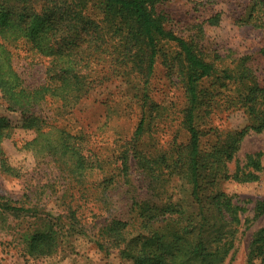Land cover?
Returning a JSON list of instances; mask_svg holds the SVG:
<instances>
[{
  "label": "trees",
  "instance_id": "trees-1",
  "mask_svg": "<svg viewBox=\"0 0 264 264\" xmlns=\"http://www.w3.org/2000/svg\"><path fill=\"white\" fill-rule=\"evenodd\" d=\"M198 1L201 5L218 2ZM161 2L163 0H0V88L7 108L21 115V123L17 124L0 117L1 169L7 175L20 176L19 170L9 162L2 142L21 128L33 131L34 136L20 141L17 146L34 156L49 157V162L53 160L60 167L68 185L63 196L74 198V190L78 188L81 197L90 198L87 196L90 177L95 174L103 177L100 186L110 187L116 175L110 163L93 148L89 135L81 129L65 126L59 115L48 110L55 102L64 110L72 111L88 96L94 88L96 65L90 61L97 58L95 51H104L110 59L117 55L121 66L116 69L117 74L133 87L136 96H141V118L133 135L118 146V174L127 175L133 161L143 174L151 177L153 188L158 190L168 171L169 176H178L184 180L183 185L189 187L190 205L184 207L180 201H173L151 207L147 200L134 199L131 203L133 218L113 220L106 226L108 232L119 239V244H124L121 254L128 264H223L234 248L240 217L232 196L218 185L225 178L253 181L259 177L262 165L257 154L249 155L246 164L238 166L233 173L229 172L227 161L238 151L248 129L264 131V87L248 83L244 96L228 99L233 106L246 109L252 119L249 127L236 131L232 144L204 148L199 117L202 111L210 113L211 101L218 94L215 89L203 88L201 82L213 80L220 89L242 84L250 72L239 74L217 64L220 56L205 57L194 40L179 36L167 26L168 17L160 9ZM219 15L214 18L218 19ZM244 19L247 24L264 26V0H253ZM19 42L28 43L41 56L50 58L39 83L28 80L14 65L9 46ZM165 45L177 48L174 58L184 65L180 66V71L187 107L183 110L182 123L188 139L154 152L143 143L152 124V120L147 122L146 111L157 109L150 101L148 84ZM148 134L153 138L152 133ZM6 199L0 194V215L7 209H24L10 208ZM255 211L256 216L264 214V198L256 203ZM50 215L38 218L54 222ZM70 218L77 222L72 208ZM132 223L140 225L136 234L129 233ZM36 232L30 235V253H52L62 230L55 229L51 223ZM247 264H264V227L253 236Z\"/></svg>",
  "mask_w": 264,
  "mask_h": 264
},
{
  "label": "rangeland",
  "instance_id": "rangeland-1",
  "mask_svg": "<svg viewBox=\"0 0 264 264\" xmlns=\"http://www.w3.org/2000/svg\"><path fill=\"white\" fill-rule=\"evenodd\" d=\"M252 1L218 0L215 4L201 5L198 0H163L160 5L168 17L167 26L179 36L194 40L205 57L213 59L217 55L221 57L217 64L228 66L239 74L250 72L242 84H230L220 89L213 80L201 82L203 88L215 89L218 94L214 98L216 101H211L210 113L202 111L199 117L201 145L207 150L232 144V135L247 129L252 122L246 109L233 106L228 99L244 96L248 83L264 87V26L242 20ZM217 13L220 15L215 19ZM9 47L18 72H24L31 82L39 83L50 58L41 56L25 42ZM176 52L177 48L173 46H163L148 84L150 101L157 109L146 111L147 122L152 120V124L143 143L154 152L188 139L182 123L183 110L187 107L180 71V66L184 65L174 58ZM94 55L97 58L90 61L96 65L94 88L88 96L72 111L64 110L55 102L48 111L59 115L65 126L81 129L89 135L93 148L110 163L115 181L109 183L110 187L100 186L103 177L95 174L90 177L91 188L87 195L90 198L81 197L78 188L74 190V198L63 196L68 185L60 167L53 160L49 162V157L34 156L32 152L20 149L17 144L31 139L34 133L17 129L10 139L2 142V147L20 176L5 174L0 159V194L7 197L4 201L10 208L24 209H7L0 215V264H128L121 254L124 244H119V239L108 232L106 226L116 219L130 221L134 199L147 200L151 207L173 201H180L184 207L190 205L189 187L183 185L184 180L178 176H169L168 171L158 190L153 188L151 177L143 174L133 161L127 175L118 174V146L133 135L141 118V96H136L133 87L117 74L116 69L121 68L117 55L110 59L102 50L95 51ZM103 56L107 59L100 61ZM133 80L140 82L137 78ZM0 117L15 124L21 123L20 113L7 108L1 88ZM148 133H152L153 138ZM239 144L232 160L227 161L229 172L233 173L238 166L243 167L248 156L256 154L262 170L258 172V179L253 181L225 178L219 182L218 188L231 195L233 203L239 207L240 217L234 248L223 264H247L253 236L264 227V214L256 216L255 211L256 203L264 198V131L248 129ZM71 208L76 211L77 222L70 218ZM47 213H51L54 228L62 230L58 246L49 254L30 253V235L51 225L38 218ZM138 231L140 225L132 223L129 233Z\"/></svg>",
  "mask_w": 264,
  "mask_h": 264
}]
</instances>
